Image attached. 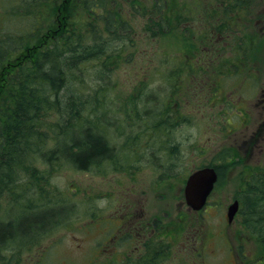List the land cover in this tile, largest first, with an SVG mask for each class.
Instances as JSON below:
<instances>
[{"label": "rangeland", "instance_id": "1", "mask_svg": "<svg viewBox=\"0 0 264 264\" xmlns=\"http://www.w3.org/2000/svg\"><path fill=\"white\" fill-rule=\"evenodd\" d=\"M63 1L39 0L34 5L41 14V35L61 29L64 13L59 10ZM172 1L187 19L183 23V27H188L184 30L185 36L197 42H194V56L185 57V41L175 36L179 32L162 35L156 33V27L149 26L141 3L150 7L153 0H119L121 6L117 1L106 0L107 7L122 11L120 16L128 18L130 30L126 38L121 36L127 30L118 32L120 36L105 31L100 6L93 8V17L86 12L85 4L80 5V13H75L79 29L91 19L94 33L101 35L103 44L107 43L109 50L121 51V57H132L133 64L123 62L111 75L115 88L108 95L110 110H106L105 116L109 121L99 131L109 139L113 149L112 158L105 160L101 167L105 178L97 166L78 169L72 164L61 161L50 164L38 158L41 169L54 170L49 179L55 189L46 193L43 200L46 203L42 206L25 210L49 208L42 213H53L55 208L61 214L48 226L40 249L37 245L23 250V264H98L95 258L100 235L97 219L109 216L129 196L144 200L149 215L167 212L166 219H162L167 223L163 247L166 264H256L259 248L254 238L241 233L238 214L229 223L227 209L245 184L246 169L255 166L264 169V108L253 106L260 88L264 87V76L258 81L253 76L226 73L222 78L225 93L220 88L214 98L210 81L222 69V57L241 55L238 39L245 40L243 57L255 58V62L254 59L242 61V66L252 64L264 75V45L252 40L255 30L247 19L254 20V12L260 9L263 12L262 6L258 0H248L247 10L239 15L238 5L229 6L232 10L224 6L218 13L222 0ZM224 1L228 4V0ZM10 4V1L0 2V11ZM13 6L18 8L20 4ZM206 9H214V32H224L225 37L220 39L219 35L216 38L208 33ZM240 16L244 19L240 20ZM175 22L174 27L179 30L178 21ZM241 22L246 24V33L249 32L246 38L239 28ZM202 34L204 39L200 37ZM209 38H214L213 43ZM18 51L10 55L11 59L18 57ZM211 57L219 58L211 60ZM206 61L210 65L208 70L204 68ZM190 62L200 68L198 72L189 67ZM176 65L183 72L166 76L165 72ZM137 83L143 84V90L133 89ZM132 92L135 97L131 96ZM131 100L136 103V111L130 110L127 118L126 109L132 106L128 103ZM156 120H160L159 124ZM150 124L155 125L150 128ZM173 161L178 166L167 175L162 164ZM205 165L216 166L220 176L208 204L199 212L189 213L184 204L185 180L191 171ZM57 197L63 201L54 203ZM170 201L174 203L168 204ZM10 209L4 205L0 219L23 214L17 208ZM177 215H185V219L178 223L174 219ZM170 220L173 221L169 223ZM115 258L117 264L125 261L116 255Z\"/></svg>", "mask_w": 264, "mask_h": 264}, {"label": "trees", "instance_id": "2", "mask_svg": "<svg viewBox=\"0 0 264 264\" xmlns=\"http://www.w3.org/2000/svg\"><path fill=\"white\" fill-rule=\"evenodd\" d=\"M9 1L11 6H3L0 11V210L9 205L8 211L17 208L23 214L0 219V264H23V250L37 245L40 249L42 236L61 214L55 208L53 213H42L49 208L25 210L42 206L46 193L55 189L49 179L54 170L41 169L38 158L86 170L99 168L100 162L112 158L113 149L105 134L99 132L100 126L109 121L105 116L106 110H110L108 95L115 88L111 75L121 63L133 64V58L121 57V51L116 49L109 50L101 35L94 33L91 19L84 28L77 26L75 13H80V5L85 4L91 17L97 5L102 9L105 31L120 36L118 32L127 30L121 36L126 38L130 30L128 18L120 16L122 11L107 7L106 0H65L59 11L64 13L66 24L62 19L61 29L44 35L40 33L41 14L34 6L39 0L0 2ZM110 1L121 6L119 0ZM17 3L18 8L13 6ZM153 3L150 7L141 3L149 26L156 27V33L162 35L179 32L175 34L179 37L175 20L180 24L184 19L176 4L172 0ZM193 35L196 36L195 32ZM180 40L186 44L185 57L194 56L197 42L184 33L180 34ZM17 51L18 57L11 59L10 55ZM189 64L199 71L195 62ZM181 71L176 65L165 74L172 77ZM143 88L140 83L133 85L134 90ZM130 94L135 97L134 92ZM128 103L132 104L126 109V117L130 118L129 111H136V103L132 100ZM156 121L159 124L160 120ZM246 172L238 196L241 233L254 238L259 248L255 263L264 264V169L255 166ZM57 198L54 203L63 201Z\"/></svg>", "mask_w": 264, "mask_h": 264}, {"label": "flooded vegetation", "instance_id": "3", "mask_svg": "<svg viewBox=\"0 0 264 264\" xmlns=\"http://www.w3.org/2000/svg\"><path fill=\"white\" fill-rule=\"evenodd\" d=\"M228 0V4L226 1H222L223 7L228 6V9L235 5H238L237 12L239 15L244 13L247 9H245L248 0ZM258 3L262 6L263 12H260L261 9L255 13L254 26L255 31L252 32V40L256 42L260 41L261 44L264 45V0H258ZM232 6V7H229ZM208 13H211L213 9H206ZM244 18L240 16V20ZM241 26H243L241 28ZM246 24L240 23V30L242 29L243 38L249 34L246 33ZM212 34L214 33V29L211 30ZM205 37H203L204 39ZM221 38V37H220ZM212 39V38H209ZM245 40L240 41V45H244ZM243 46L240 47L241 55L239 57H222L223 67L219 70L216 75V79L212 77L210 83H212L213 89L211 93L213 98L215 97L217 91H224L225 93L226 87L223 83V76H226V73L238 74L240 77L242 75L253 76L256 80L259 81L263 75L261 71H258V68L255 66L244 65L242 66V61L246 63V59L248 61L255 62L254 57H243L244 52L242 51ZM241 56V57H240ZM219 57H211V60H214ZM206 64V65H205ZM204 64V68L206 70L210 69L209 63L206 61ZM234 66V70L232 67ZM237 67V68H235ZM235 69L237 71H235ZM250 69V70H249ZM254 69L255 71H251ZM264 80V79H263ZM221 88V90H220ZM203 91V89L201 90ZM228 92H226L227 94ZM226 94L224 96H226ZM225 98V97H224ZM253 106L264 108V87L260 88V93H258V97L253 103ZM245 109V108H243ZM247 109V108H246ZM141 158H137V160ZM104 162L99 163V169L102 178L101 167ZM139 164V163H138ZM178 166L176 161L162 164V170L165 171L167 175L172 174L171 170H175ZM139 168V165H138ZM131 181H133L131 179ZM168 204L174 203L173 201L167 202ZM184 204H186V210L189 213L199 212L193 210L189 207L184 200ZM99 212V211H98ZM161 213L149 215L147 213V207L141 198L138 196L134 198V196H129V199L120 203V205L115 208L109 216L104 219H97L96 225L99 229L98 236V249L95 255V258L98 261V264H117L115 255L119 257L123 261L121 264H166V254L163 250L165 247V231L166 224L162 219H166V211H162ZM97 214V212H96ZM101 214H99L100 216ZM174 219H178V223H181L183 219H185V215H177ZM195 219V217H193ZM173 220H170L172 222ZM193 223V221H192ZM191 227V225H190ZM109 253V254H108Z\"/></svg>", "mask_w": 264, "mask_h": 264}, {"label": "water", "instance_id": "4", "mask_svg": "<svg viewBox=\"0 0 264 264\" xmlns=\"http://www.w3.org/2000/svg\"><path fill=\"white\" fill-rule=\"evenodd\" d=\"M217 177V172L213 167H203L194 171L188 177L185 187L187 203L194 209H201L205 205ZM238 210L239 200L236 199L228 208V217L230 221L233 220Z\"/></svg>", "mask_w": 264, "mask_h": 264}, {"label": "bare ground", "instance_id": "5", "mask_svg": "<svg viewBox=\"0 0 264 264\" xmlns=\"http://www.w3.org/2000/svg\"><path fill=\"white\" fill-rule=\"evenodd\" d=\"M34 124V123H33ZM23 129V128H22ZM28 129V128H27ZM24 130V129H23ZM30 134V133H29ZM20 143V142H19ZM31 211H33V210H31ZM34 213V212H33Z\"/></svg>", "mask_w": 264, "mask_h": 264}]
</instances>
